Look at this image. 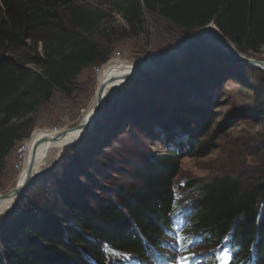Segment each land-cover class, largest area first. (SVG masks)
Masks as SVG:
<instances>
[{"label":"trees","instance_id":"trees-1","mask_svg":"<svg viewBox=\"0 0 264 264\" xmlns=\"http://www.w3.org/2000/svg\"><path fill=\"white\" fill-rule=\"evenodd\" d=\"M104 1L121 15L125 35L143 31L145 8L186 32L214 22L240 52L264 46V0ZM102 15L77 0H0V171L29 128L30 114L53 90L69 94L84 69L109 59L111 47L104 36L111 29L99 27ZM196 55L170 63L169 73L162 68L161 77H152L144 88L158 90L156 97L182 75L192 81ZM250 89L255 93L251 113L264 117V91ZM194 92L174 117L147 115L151 107L147 112L131 100L124 110L118 101L115 110L132 118L137 130L158 141L164 152L143 156L128 169H112L123 182L106 190L97 183L95 188L104 189L101 196L80 185L75 192L69 182L40 195L29 190L25 200H18L21 210L16 205L7 218L11 227L0 225V264H115L105 244L149 261L172 248L170 239L188 253L200 244L213 263L225 248L228 264H264V120L258 124L257 160L251 166L180 183V159L205 156L210 146L212 116L198 104L201 92ZM145 117L152 119L155 131L143 129ZM113 123L116 132L122 119Z\"/></svg>","mask_w":264,"mask_h":264},{"label":"rangeland","instance_id":"rangeland-1","mask_svg":"<svg viewBox=\"0 0 264 264\" xmlns=\"http://www.w3.org/2000/svg\"><path fill=\"white\" fill-rule=\"evenodd\" d=\"M77 2L102 11L103 19L99 27L111 29L109 36H104L106 40L104 44L111 47L109 59L100 67L91 66L84 69L72 83L69 94L54 89L51 98L30 114L29 128L24 131L22 139L5 158L4 166L0 171V194L16 187L17 175L25 154V144L34 130H67L83 120L95 98L98 71L101 67L115 60L133 62L138 59H148L151 63L159 62L174 46L179 45L193 32H186L144 8L143 31L137 36L125 35V23L121 15L110 11V6L104 0H77ZM224 38L226 44L239 55L264 60V46L257 52L251 50L240 52L233 41ZM185 49L164 66L144 71L122 84L106 100L98 121L90 130L74 142L65 145L58 154L56 152L50 154L45 168L35 175L29 187L16 199L14 205L0 214V225L11 227L12 222H8L7 218L10 217L13 207L17 205L16 210L22 208V202L18 204V200H25L29 190L40 195L47 189L51 190L55 184L63 186L69 182L75 192H80V185L87 192L101 196L104 194V189L114 188V182L120 184L123 182L118 174L112 172V169H128L130 164L136 163L143 156L164 152L158 141L148 137L146 135L148 133L144 134L142 131L140 133L137 130L132 118L127 119L124 117L126 113L115 110L119 105L118 101H121L120 107L124 110L130 106L131 100V104L139 105L147 112L151 107V112L147 115L163 114L165 117H174L177 107L190 102L195 89L201 92L202 103L198 104L206 108L212 116L211 125L208 127L211 136L210 146L205 156H184L180 159L178 177L180 183L194 179L208 180L224 172L237 173L251 166L254 160H257L254 151L255 143L258 142V124L260 119L264 120V117L253 116L251 113L250 105L255 93L250 86L253 85L257 92L264 91V71L223 48L214 46L207 34L193 38ZM191 54H198L195 56V64L198 63L197 69L195 68L197 75L191 78L192 81L182 75L183 68H181L179 71L182 77L177 78L179 81H173L172 86L165 84L162 89L164 91L160 95L154 97L153 92L159 93L158 90L152 92L144 88L145 84L148 86L152 77H161L159 75H162L160 72L162 68L167 69L165 73H169L170 63H183L185 57L189 55L194 57ZM170 88L174 90L171 91ZM168 90L171 94L167 92ZM196 97L197 95L194 98ZM142 113L145 115L146 112ZM117 118L122 119V123L115 132L113 120ZM151 118L147 117L143 123V129L150 132L156 130L153 125L150 126ZM97 183L104 189L95 188ZM50 200L59 209L55 195H51ZM107 250L114 258L121 255L119 252ZM197 251L203 252L204 249L198 247ZM221 257L225 260L227 254L221 252Z\"/></svg>","mask_w":264,"mask_h":264},{"label":"bare ground","instance_id":"bare-ground-1","mask_svg":"<svg viewBox=\"0 0 264 264\" xmlns=\"http://www.w3.org/2000/svg\"><path fill=\"white\" fill-rule=\"evenodd\" d=\"M206 27L212 30L213 33H215L217 36H220V38L226 42V39L221 36L219 31L213 24H208ZM204 34L209 35L214 45L220 47V45L213 39V34L211 32L207 31ZM147 60L148 59H138L133 62H125V60H115L108 62L98 71L97 89L99 85L103 83L107 84L103 97H111L112 93L116 90L119 83L121 82L120 78H122L123 75L132 72L136 67L145 63ZM257 62H262V64ZM252 65L264 71V60H256V64ZM93 115L94 109L91 104L86 114L84 115L83 120L89 121L93 117ZM60 131L61 130H34L31 133L29 141L25 144V154L22 159V164L20 163V170L17 175L15 186H19L22 184V182L26 178L30 166L31 174L35 176L45 168L52 152H56V154H58L65 145L75 140L81 132L66 131L65 133L60 135ZM13 202L14 198H12V196H8L5 199H0V214L5 213L8 207L13 205Z\"/></svg>","mask_w":264,"mask_h":264},{"label":"water","instance_id":"water-1","mask_svg":"<svg viewBox=\"0 0 264 264\" xmlns=\"http://www.w3.org/2000/svg\"><path fill=\"white\" fill-rule=\"evenodd\" d=\"M210 24H213L215 26L214 22H211ZM206 26L194 30L189 37H187L186 39L182 40L181 43L179 45H177L176 47L172 48L167 53V55L162 60H160L159 62L151 63L150 61L147 60L145 63H143V64L139 65L138 67H136L132 72L123 75L122 78H120L121 82L119 83V85L116 88V90L112 93V95L117 91V89L122 84H124L126 81H128L131 78H133L134 76H136V75H138V74H140V73H142L144 71L158 69V68L164 66L166 63H168L172 59L176 58L178 55H180V53L185 49L186 45L193 38H195V37H197V36H199L201 34H204L207 31H209V32H211L213 34V39L215 40V42H217L220 45L221 48H223L224 50L232 53L234 56L241 58L243 61H246V62H248L250 64H256V59L246 58L244 56L239 55L238 53H236L235 51L230 49L229 46L226 44V42L220 38V36H217L215 33L212 32V30L208 29ZM215 28H217V27L215 26ZM219 33L221 34V36H223L220 31H219ZM257 63L262 64V62H257ZM106 86H107V84L103 83V84L99 85L98 89L96 90L95 98H94V101L92 103V107L94 109L93 117L89 121L82 120L78 125H76L75 127L71 128V129L61 130L59 132L60 135H62L66 131H81L79 136L77 137V138H79L82 135H84L88 130H90L95 125V123L98 121V119L100 117V113L102 112V109L104 107L106 99H109V97H110V96H106L105 98L103 97L104 91L106 89ZM75 140H73L72 142H74ZM34 177L35 176H33L31 174V166H30V168H29V170L27 172L26 178L24 179L22 184L12 188L7 193L1 194L0 195V199H5L8 196H12V198H14V202H13V205H14L16 199L28 187V185L31 183V181H32V179Z\"/></svg>","mask_w":264,"mask_h":264},{"label":"snow or ice","instance_id":"snow-or-ice-1","mask_svg":"<svg viewBox=\"0 0 264 264\" xmlns=\"http://www.w3.org/2000/svg\"><path fill=\"white\" fill-rule=\"evenodd\" d=\"M181 259H183V258H181Z\"/></svg>","mask_w":264,"mask_h":264}]
</instances>
